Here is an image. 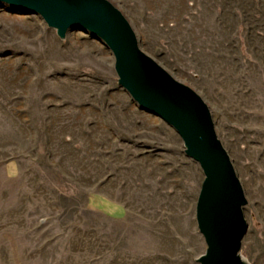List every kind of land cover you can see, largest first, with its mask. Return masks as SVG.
Wrapping results in <instances>:
<instances>
[{
    "label": "rangeland",
    "instance_id": "1",
    "mask_svg": "<svg viewBox=\"0 0 264 264\" xmlns=\"http://www.w3.org/2000/svg\"><path fill=\"white\" fill-rule=\"evenodd\" d=\"M109 1L207 104L246 198L239 252L264 264V0ZM203 178L102 41L0 3V264H199Z\"/></svg>",
    "mask_w": 264,
    "mask_h": 264
},
{
    "label": "water",
    "instance_id": "2",
    "mask_svg": "<svg viewBox=\"0 0 264 264\" xmlns=\"http://www.w3.org/2000/svg\"><path fill=\"white\" fill-rule=\"evenodd\" d=\"M38 14L64 40L79 28L102 41L114 56L118 84L143 110L160 117L180 136L186 156L196 161L203 181L196 222L206 249L199 264H249L240 254L247 223L246 198L233 163L215 132L204 100L174 79L140 47L124 14L109 0H0Z\"/></svg>",
    "mask_w": 264,
    "mask_h": 264
},
{
    "label": "crops",
    "instance_id": "3",
    "mask_svg": "<svg viewBox=\"0 0 264 264\" xmlns=\"http://www.w3.org/2000/svg\"><path fill=\"white\" fill-rule=\"evenodd\" d=\"M5 172L10 176H15L18 173L17 162H10L5 166Z\"/></svg>",
    "mask_w": 264,
    "mask_h": 264
}]
</instances>
